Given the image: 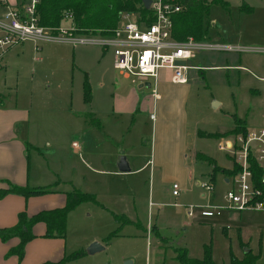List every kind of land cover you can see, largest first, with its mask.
Returning <instances> with one entry per match:
<instances>
[{
    "label": "rangeland",
    "instance_id": "374dc122",
    "mask_svg": "<svg viewBox=\"0 0 264 264\" xmlns=\"http://www.w3.org/2000/svg\"><path fill=\"white\" fill-rule=\"evenodd\" d=\"M226 1L227 6H209L204 27L206 32L202 38H193L209 42H229L238 48H198L195 55L187 60L188 63L197 65L189 69V90L185 102L186 142L189 153L187 162L191 172L187 192H181L175 198L171 195L170 184L160 182L159 178L157 182V174L154 173L151 180L157 184L152 197H149L150 178L148 170H145L139 174L137 186L143 196L135 204L132 197L121 201L119 199L118 204L114 202L112 193L118 185L119 191H130V178L124 179L93 170L88 175L79 166L80 171L74 176V186L65 182L57 186L61 190L75 189L88 194V197L67 211L64 235L66 253L63 264H184L173 258L170 247L156 243L155 236L150 235L152 228L147 233L148 224L152 222H156L165 233L173 227H185L190 257H203L207 247L216 264H231L232 257L241 258L244 246H248L252 252L259 253L260 261L264 263L263 210L243 211L241 216L233 217L228 215L227 210L210 217L198 213L189 217L184 211L177 215L173 205L175 200L182 204L222 203L225 191L221 190L222 171H215L216 183L212 181L211 192L200 185L203 180L208 179L205 175L213 170L214 165H231V160L219 144L223 138H231L235 134L231 131L237 118L246 120V124L252 127L264 126V0ZM96 30L101 29L84 31ZM75 46L77 68L74 92L78 87L81 95L85 96V81L90 92V82L95 83L97 73L105 70L104 88L94 91L96 99L97 95H101V104L106 106L98 115L107 124L119 120V111L111 109L112 102L119 99L117 95L114 96V92L119 94L121 91L119 82L123 83V89L134 86V83L130 78L124 79L113 66L112 47L102 51L104 48L99 44L79 43ZM64 52L69 57L71 77L74 49L69 47ZM36 53L34 50V54ZM31 57L27 61L28 74L31 67L38 64ZM8 67L7 84L16 77V68L12 65ZM36 68L39 69V66ZM137 89L150 94L152 86ZM151 111L123 114L125 117L122 121L130 123L135 120L134 129L149 137L156 114V110H153V115ZM116 129L119 130V126ZM124 132H128V128ZM144 149L145 147L141 148V153H144ZM192 150L204 156L196 154L193 157ZM83 157L89 159L86 154ZM50 158V155H46L49 162ZM29 160L31 170H35L39 163L46 166L45 159L38 157L37 160L33 154H30ZM72 160L78 165L74 157ZM96 164L93 162L92 166H98ZM201 193L204 195L201 196ZM112 209L119 212V221L113 215ZM124 209L135 221L122 220ZM138 220L143 227L137 224ZM93 240L104 243V247L88 253L86 247Z\"/></svg>",
    "mask_w": 264,
    "mask_h": 264
},
{
    "label": "crops",
    "instance_id": "0c3cea01",
    "mask_svg": "<svg viewBox=\"0 0 264 264\" xmlns=\"http://www.w3.org/2000/svg\"><path fill=\"white\" fill-rule=\"evenodd\" d=\"M69 47L74 49L71 77L69 57L64 52ZM76 47L63 42L41 41L36 48L34 41L24 40L7 48L0 59V189L7 188L10 184L47 188L43 192L30 195L11 191L1 194L0 229L14 225L20 211L24 210L30 215L41 209L62 206L66 201V192L71 189L61 190L57 186L61 182L74 186V176L80 171V167L88 175L93 170L124 179L130 178V191H119L118 185L112 193L114 202L118 204L119 199L121 201L128 197H132L135 204L143 196L137 186L138 176L145 170H148L150 178L149 197H152L157 184L151 180L154 173L157 174V182L159 178L160 182L170 184V190L172 182L177 181L181 186L180 193L187 192L186 187L191 178L187 162L189 153L185 111L188 79L185 82H173L170 79L171 71L161 69L156 83L157 96L152 94V90L148 94L137 89L151 86L150 79L131 80L134 86H126L124 89L123 83L119 82V90L123 92H114V96L117 95L119 99L113 101L111 106L112 111H119V120L107 124L98 115L106 106L101 104V95H97L96 99L94 93L95 90L104 88L105 70L97 73L95 83L90 82L88 100L81 95L78 87L74 92ZM30 56L38 64L31 67L28 74L27 61ZM9 64L16 68V77L7 84L6 72L10 68ZM118 71L124 79L130 78L125 71ZM95 99L97 101L93 106ZM150 109L152 113L156 110V114L149 137L134 129L135 120L130 123L122 121L125 117L123 114L146 112ZM240 121L245 129L257 128L247 125L246 120ZM117 126L119 130L116 129ZM126 128L128 132H124ZM143 147L145 151L141 153ZM120 153L127 156L131 166L129 171H118L116 162ZM30 154L37 160L38 157L45 159L46 166L39 163L35 170H31ZM83 154L89 159L84 158ZM196 154L197 151L192 150L193 157H196ZM46 155L51 156L50 162ZM226 155L231 160V165L221 166L231 168L233 160L227 153ZM73 157L78 165L73 163ZM93 162L98 166H92ZM215 171L222 170H212L205 175V178H210L214 184ZM230 178L231 175L228 176L222 171V191L230 186ZM180 193L174 195L171 190V195L175 198L179 197ZM203 195L204 193H201V196ZM173 205L177 215L185 212L184 204L175 200ZM117 210L119 211V205ZM227 211L228 215L233 217L241 216L243 211L249 210ZM112 213L119 221V212L112 209ZM122 214L123 221H135L125 209ZM136 222L143 227L140 220ZM149 228H152L150 235L155 236L156 243L172 249L174 259L175 245L184 244L188 249L185 227H173L165 233L156 222H152L148 224L147 233ZM45 231L46 225L43 221L33 225L35 235L25 243L21 257L9 252V249L19 242L17 235L7 239L0 237V264H53L61 260L66 253L64 236L45 235ZM247 249L251 250L244 246L243 255ZM258 261L264 264L260 261V256Z\"/></svg>",
    "mask_w": 264,
    "mask_h": 264
},
{
    "label": "built area",
    "instance_id": "2783aa9c",
    "mask_svg": "<svg viewBox=\"0 0 264 264\" xmlns=\"http://www.w3.org/2000/svg\"><path fill=\"white\" fill-rule=\"evenodd\" d=\"M38 0H0V59L4 51L24 40L38 42L53 41L71 44L93 43L104 49L112 47L113 66L125 71L132 81L150 79L152 94L157 96L156 83L161 69L171 71L173 82H185L190 68L197 65L187 62L198 48L237 49L238 46L225 42L196 40L189 36L176 39L172 35V14L182 7L180 0H151L149 13L144 16L136 11H123L115 27L109 31H84L77 27L71 14H66L64 22L57 26L39 23ZM152 18V19H151ZM153 115V113H151ZM220 148L238 163L239 170L231 175L230 186L224 191L222 203L202 205L184 204L189 217L196 213L210 217L225 210H263L264 195L252 179L250 157L261 167V182L264 183V127L248 128L246 131L223 138ZM208 191L213 190L210 178L200 183ZM174 195L181 186L177 181L171 184Z\"/></svg>",
    "mask_w": 264,
    "mask_h": 264
},
{
    "label": "trees",
    "instance_id": "16d2710c",
    "mask_svg": "<svg viewBox=\"0 0 264 264\" xmlns=\"http://www.w3.org/2000/svg\"><path fill=\"white\" fill-rule=\"evenodd\" d=\"M182 7L172 14V35L176 39H184L189 36L202 38L205 34V24L207 14L211 4L227 6L226 0H180ZM37 14L39 23L47 26H57L64 22L65 15L71 14L74 24L82 30L98 29L109 31L115 27L123 11H136L144 16L149 13V9L143 5L142 0H38ZM152 19V18H151ZM84 97H89V85L84 83ZM233 128L234 133L245 132L240 119H236ZM197 156H204L197 153ZM220 168V169H219ZM239 165L233 162L231 168L213 166V170H222L230 176L239 170ZM250 168L252 179L256 186H259L264 195V183L261 182V167L258 162L250 157ZM45 187H30L26 185L10 184L7 188L0 189V195L7 192H19L30 195L45 191ZM88 197L87 193L79 190L66 192V201L62 206L48 209H41L33 214L20 211L17 222L9 227L0 229V237L7 239L12 235L19 237V242L9 249L10 253H16L19 257L23 255L24 246L27 240L32 238L33 225L38 221H43L46 225L45 235L64 236L66 230L67 211L83 198ZM175 258L185 264H216L210 250L206 247L201 258L190 257L188 249L184 244L174 246ZM258 253L248 249L243 257H232L231 264H261L258 261ZM65 257L53 264H63ZM51 264V263H48Z\"/></svg>",
    "mask_w": 264,
    "mask_h": 264
},
{
    "label": "water",
    "instance_id": "95a60500",
    "mask_svg": "<svg viewBox=\"0 0 264 264\" xmlns=\"http://www.w3.org/2000/svg\"><path fill=\"white\" fill-rule=\"evenodd\" d=\"M143 5L148 8L149 4L151 2V0H142ZM116 166L118 168V171H129L131 169V166L129 164L128 158L124 153H120L117 157V162H116ZM104 246L98 242L97 240H93L91 241L87 247H86V251L88 253H93L96 250H99L101 248H103ZM248 250V249H247ZM246 250V251H247Z\"/></svg>",
    "mask_w": 264,
    "mask_h": 264
}]
</instances>
